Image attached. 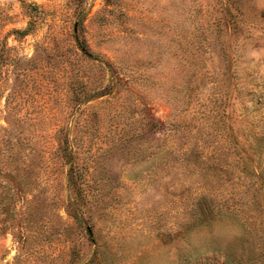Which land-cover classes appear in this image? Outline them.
<instances>
[{"label": "rangeland", "instance_id": "1", "mask_svg": "<svg viewBox=\"0 0 264 264\" xmlns=\"http://www.w3.org/2000/svg\"><path fill=\"white\" fill-rule=\"evenodd\" d=\"M0 264H264V0H0Z\"/></svg>", "mask_w": 264, "mask_h": 264}, {"label": "trees", "instance_id": "2", "mask_svg": "<svg viewBox=\"0 0 264 264\" xmlns=\"http://www.w3.org/2000/svg\"><path fill=\"white\" fill-rule=\"evenodd\" d=\"M25 32V31H24Z\"/></svg>", "mask_w": 264, "mask_h": 264}]
</instances>
